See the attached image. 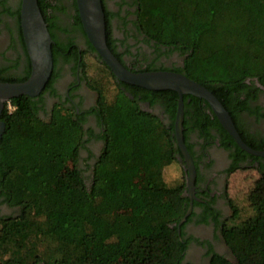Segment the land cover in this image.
Here are the masks:
<instances>
[{
    "label": "trees",
    "instance_id": "obj_1",
    "mask_svg": "<svg viewBox=\"0 0 264 264\" xmlns=\"http://www.w3.org/2000/svg\"><path fill=\"white\" fill-rule=\"evenodd\" d=\"M53 1L37 0L52 39ZM133 6L137 28L183 56L176 72L210 90L236 124L241 96L258 89L255 81L264 91V0H134ZM58 49L51 46L54 58ZM29 69L28 62L26 77ZM24 79L0 70V81ZM98 86L103 148L92 168L79 159L85 130L73 111L54 109L45 121L35 97L10 99L12 110L5 103L0 200L12 210L0 213V264H190L178 226L188 207L185 184L183 178L168 184L163 174L176 162L174 136L119 85L109 100ZM126 86L129 93L142 88ZM145 90L165 97L174 116L175 91ZM188 97L196 100L184 95V108ZM245 141L264 150V143ZM262 160L247 198L252 214L233 222L236 209L222 231L233 258L213 252L209 264H264Z\"/></svg>",
    "mask_w": 264,
    "mask_h": 264
},
{
    "label": "flooded vegetation",
    "instance_id": "obj_2",
    "mask_svg": "<svg viewBox=\"0 0 264 264\" xmlns=\"http://www.w3.org/2000/svg\"><path fill=\"white\" fill-rule=\"evenodd\" d=\"M133 1L101 0L105 9L104 20L107 19V47L132 72H176L183 65V56L157 45L137 28ZM19 7L20 0H0V70L26 79L30 69L27 77L24 69L29 58L20 26ZM47 13L54 38L52 45L57 43L59 49L55 58L52 56L53 66L47 83L40 94L35 96L39 107L38 115L46 121L54 109H63L73 111L82 120L85 142L79 151V159H88L92 168L103 148V127L100 125L98 110L99 93L88 81L84 59L86 55L105 69L115 89L119 85V89L134 100L141 110L156 116L174 136L175 114L172 117L168 111L165 97L146 93L144 88L130 87L129 93L126 85L130 84L117 81L110 74L111 70L102 62L87 39L75 0H55L47 7ZM79 21L81 28L77 25ZM255 86L258 89L243 94L239 106L236 105L235 121L239 130L231 118L241 139L254 147L264 143V91L256 82ZM110 97L107 99L105 96V99L109 100ZM193 97L196 100L187 98L186 108L183 102L182 119L183 142L194 171L192 191L186 187L189 165L174 136V147L177 150L174 156L185 184L182 195L187 198V210L191 206L182 222L187 244L184 263L209 264L213 252L227 259L233 258L222 232L235 211L227 194L230 175L239 169H254L260 175L258 169L264 157L241 149L221 126L209 103L202 98ZM10 210L12 209L0 200V213H8Z\"/></svg>",
    "mask_w": 264,
    "mask_h": 264
},
{
    "label": "water",
    "instance_id": "obj_3",
    "mask_svg": "<svg viewBox=\"0 0 264 264\" xmlns=\"http://www.w3.org/2000/svg\"><path fill=\"white\" fill-rule=\"evenodd\" d=\"M75 2L87 39L102 62L111 70L117 81H122L149 90H173L178 94L174 118V136L176 143L180 147L189 165L186 187H188L190 191L193 189L194 171L186 153L182 135L184 95H192L206 100L221 126L241 149L249 154L264 157V150L253 149L243 142L228 111L217 97L205 86L179 72H132L126 69L107 47L105 41L104 12L101 0H75ZM19 17L22 36L30 62V73L23 81H0V139L5 131V124L1 120V114L5 103L15 97L23 95L35 97L40 94L50 77L53 66L51 50L53 40L47 29L37 0H20ZM255 82L260 86L257 81ZM190 210L191 206L178 222V226L185 220Z\"/></svg>",
    "mask_w": 264,
    "mask_h": 264
},
{
    "label": "rangeland",
    "instance_id": "obj_4",
    "mask_svg": "<svg viewBox=\"0 0 264 264\" xmlns=\"http://www.w3.org/2000/svg\"><path fill=\"white\" fill-rule=\"evenodd\" d=\"M84 59L86 66L85 71L88 75L90 85L96 86L98 84V87L104 92L106 98L112 96L116 89L105 69L87 55ZM163 174L168 184H172L182 178L181 170L176 162L167 165L163 170ZM259 177L260 175L254 169H239L230 175L227 194L232 206L235 210L237 209V216L233 222H239L252 214V209L249 206L247 198L249 193L255 188ZM227 224H231V222L228 221Z\"/></svg>",
    "mask_w": 264,
    "mask_h": 264
},
{
    "label": "built area",
    "instance_id": "obj_5",
    "mask_svg": "<svg viewBox=\"0 0 264 264\" xmlns=\"http://www.w3.org/2000/svg\"><path fill=\"white\" fill-rule=\"evenodd\" d=\"M6 104H7V108H8L9 110H12V109H13V107L11 106L10 101H7Z\"/></svg>",
    "mask_w": 264,
    "mask_h": 264
}]
</instances>
